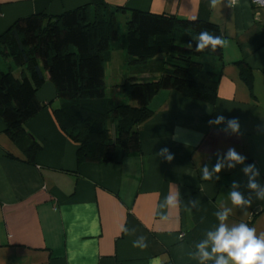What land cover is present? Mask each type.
I'll return each instance as SVG.
<instances>
[{
	"label": "crops",
	"instance_id": "crops-1",
	"mask_svg": "<svg viewBox=\"0 0 264 264\" xmlns=\"http://www.w3.org/2000/svg\"><path fill=\"white\" fill-rule=\"evenodd\" d=\"M112 8L139 10L179 18L207 20L221 30L222 57L203 55L205 65L219 74L216 98L206 102L159 90L149 101L152 115L138 127L140 149L120 162H77V145L57 126L52 109L59 104L54 85L36 92L46 106L24 123L40 149L34 162L5 132L0 117V264H197L190 253L218 221L215 212L232 211L229 226L247 223L264 233V202L238 209L228 198L233 180L246 178L242 166L222 169L218 181L204 180L209 168L229 147L261 170L264 181V14L250 0L231 6L227 0H102ZM90 0H0V34L15 20L31 14L55 16L89 4ZM128 13L119 14L126 17ZM122 39V38H121ZM124 49L106 54L104 74L114 90L125 77L155 80L152 61L129 62ZM251 71L249 87L240 64ZM20 69H15L18 76ZM106 88V83H105ZM217 115L237 118L240 135L226 134L209 124ZM167 147L171 161L158 156ZM179 191L176 206L165 198ZM195 202V203H193ZM165 216L166 219H161ZM128 229L121 231V226ZM143 236L146 247H134Z\"/></svg>",
	"mask_w": 264,
	"mask_h": 264
},
{
	"label": "trees",
	"instance_id": "trees-1",
	"mask_svg": "<svg viewBox=\"0 0 264 264\" xmlns=\"http://www.w3.org/2000/svg\"><path fill=\"white\" fill-rule=\"evenodd\" d=\"M122 13L128 15L120 36L117 18ZM203 31L222 38L219 26L207 20L127 12L102 0L55 16L37 13L15 20L0 34V57L10 60L7 68L0 66V117L6 134L33 163L41 146L24 123L46 106L36 92L47 73L59 100L51 111L53 118L77 145V162H120L139 151L138 127L151 117L148 104L159 90L214 102L219 74L202 58L212 54L221 59L222 46L213 52L196 51V38ZM117 48L125 50L129 63L152 61L159 73L145 82L125 77L117 88L126 103L105 93L106 54ZM239 64L242 79L251 87L250 69ZM15 69H20L18 76Z\"/></svg>",
	"mask_w": 264,
	"mask_h": 264
},
{
	"label": "clouds",
	"instance_id": "clouds-1",
	"mask_svg": "<svg viewBox=\"0 0 264 264\" xmlns=\"http://www.w3.org/2000/svg\"><path fill=\"white\" fill-rule=\"evenodd\" d=\"M235 0H232L234 3ZM217 0H210L211 6L215 7ZM197 17H191L195 20ZM225 41L210 34L207 31L201 32L196 38L195 50L203 52L208 49L215 51L217 46H223ZM191 46V42H190ZM212 125H221V129L226 134L240 135V123L237 118L226 119L223 115H217L209 121ZM166 161L173 159V154L167 147L161 148L157 153ZM246 157L238 153L234 148L229 147L222 155H217L216 163L211 168L207 164L201 166V177L204 180L218 181V175L222 169H234L241 167L245 191H241L242 182L233 180L228 187V198L231 204L238 209L251 207L254 201L264 202V181L260 179L261 170L254 163H245ZM179 191L165 198L161 207H175L179 198ZM195 203V202H193ZM231 208H223L215 212L218 223L204 234V239L195 244V250L190 253L192 259L197 264H264V233L256 234V230L245 222H240L229 226L226 221L229 219ZM161 219H166L161 216ZM121 231L127 232L128 229L123 225ZM134 247L144 248L147 246L143 236L133 241Z\"/></svg>",
	"mask_w": 264,
	"mask_h": 264
},
{
	"label": "rangeland",
	"instance_id": "rangeland-1",
	"mask_svg": "<svg viewBox=\"0 0 264 264\" xmlns=\"http://www.w3.org/2000/svg\"><path fill=\"white\" fill-rule=\"evenodd\" d=\"M127 16L126 17H118V28H119V35L121 36L125 32V22H126ZM10 63V60H5L4 58L0 57V66L1 68H7L8 64ZM125 72H129L130 68H133V64L128 63L125 65ZM120 72V71H119ZM117 67L113 69L112 71L110 69L106 70V78H105V83H106V88H105V93L108 97L112 98L115 101H120L123 103L129 102L128 99L122 95L121 93H117L116 90L111 87L112 85V76L117 77V74L119 73Z\"/></svg>",
	"mask_w": 264,
	"mask_h": 264
},
{
	"label": "built area",
	"instance_id": "built-area-1",
	"mask_svg": "<svg viewBox=\"0 0 264 264\" xmlns=\"http://www.w3.org/2000/svg\"><path fill=\"white\" fill-rule=\"evenodd\" d=\"M227 1L231 6H235L240 0H235L234 3H232V0H227ZM250 2L253 6L262 10L264 14V0H250Z\"/></svg>",
	"mask_w": 264,
	"mask_h": 264
}]
</instances>
